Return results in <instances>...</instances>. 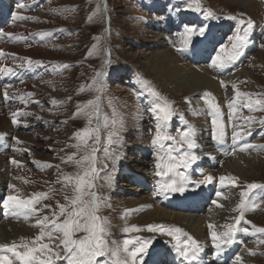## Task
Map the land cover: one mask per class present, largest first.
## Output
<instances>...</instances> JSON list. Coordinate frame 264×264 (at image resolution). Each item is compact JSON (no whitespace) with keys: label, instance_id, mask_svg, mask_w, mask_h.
<instances>
[{"label":"rangeland","instance_id":"374dc122","mask_svg":"<svg viewBox=\"0 0 264 264\" xmlns=\"http://www.w3.org/2000/svg\"><path fill=\"white\" fill-rule=\"evenodd\" d=\"M24 1L25 5H29L25 15L37 17L38 19L20 20L12 25L10 28L11 33L19 31L17 29H20L23 31V35L27 37V42L21 41L20 44H22L24 48L26 47L25 45L28 44L30 47H33L27 48L37 49L34 48L35 44L33 43L36 33L40 31H50L53 33L51 37L43 40V43L38 46V60L42 61L43 64L42 66H37L36 70L41 71L42 75L37 80L35 78L29 81L33 85V93L39 103H30L28 108H30V112L35 115L24 118L28 119L31 123H36L35 128H31L30 126L32 125L26 127L30 131L35 130L32 132L33 134H30V137L35 140V143L28 146V149L36 151L41 161L48 162L52 165H60L59 168L52 167L44 170H37V177H35V181L33 178L31 189L33 192L47 191L49 188L54 189V196L42 202L44 204H51L53 208H55L56 201L64 203L63 197L65 192L71 195L70 189H65V192H61V184L55 183V181L61 173H73L76 171L73 165L61 163V158L76 151V149L68 147L67 145L75 143L74 139H70L72 133L79 128H83L86 123L83 118L71 119V117L78 103H83L95 95V93L90 91L80 92L79 88L82 85L90 83L95 71L101 67L102 55H87L92 45L99 43L101 47L106 46L110 49L111 53V62L106 69L107 75L105 77L104 92L102 93L103 111L108 116H111L114 108L116 112L122 116L124 121L123 129L120 132L123 138L122 143L119 146L113 145L112 148L109 149L110 151L121 154V158L116 163L115 171L112 172V182L115 181V184H119L118 187H120V190H113L112 185L110 187L105 185L104 177L107 176L112 169V162L108 160L106 161L108 169L100 173V178L96 181V184L97 190L103 196L107 197V203L110 204V207L103 208L100 214L108 218L110 242L115 241L119 243L126 235L141 237L153 235L147 231L125 234L122 229L127 225L135 224L143 227L146 224L139 223V217L129 219L122 217L118 212L119 207L115 206V202L112 205L113 198L119 201L130 198L127 200L129 204L130 202L132 204L137 199L133 196L136 192L128 189L131 184H135L134 181L139 184L133 174H126L127 176H125L124 179L118 177V166L121 161L124 158L126 159L127 156L132 155V152L125 150L126 146L131 145L132 151L138 152L136 157V154L133 155L135 157L134 160H136L132 164L141 168V172H146L147 170L155 172L153 165V150L149 146L152 136L155 133V128L154 125L150 123V114L146 111L147 107L150 106V97L141 87L138 77L150 81L151 85L155 87L157 91L168 100L174 102V107L179 112L183 113L188 122L196 124L199 130L197 137L199 147L195 151L198 156L222 155L220 154V147L211 139V118L208 116L207 112L205 111L202 114L204 118L203 122L197 124V122H194L195 115L190 111L189 105L184 99L185 97H189L194 108L203 109L205 104L202 99V94L207 90L192 92L186 89L184 91L174 92L170 87H165L163 89L156 83L155 77L149 70L147 63L156 53L167 49L180 61L186 62L194 70H208L219 85L218 92L221 97V102H218L219 98L217 95L212 94L216 102L219 103L223 112L224 121L227 123L228 117L226 116L229 114V110L226 106V100L231 99L233 89H231V86L229 87L227 83L226 87H221V80L225 81L227 77L233 76L241 68H245L246 71L251 74L250 77H252V79L243 78L242 81H244V83H238L237 80H234L235 83H238L242 91L264 92V69L261 66L262 62H264V47H261V45H264V0H254V3H252L253 5L250 4L246 7L239 6L229 0H200L203 8L215 13L217 19L205 17L202 11L196 12L188 9L185 0H174L173 5L172 0ZM6 2H9V5H7L8 8L11 7V9H14L10 6V1L6 0ZM97 3H100L102 7H106L107 21H105L102 16H97L95 22H90L87 19L89 14L96 8ZM73 6L74 10L65 11L66 9H72ZM178 12L183 13L184 16L182 19L179 18L178 21H176V16L174 15ZM228 15H235L242 19L251 18L255 22V27L250 36L251 43L245 49L244 54L235 62L234 66L228 68L229 72L222 75V73L209 68L208 65L210 63L209 60H211V57L215 54L216 44H221L220 41L217 40L221 33L218 31L216 34L214 27H220L221 30H224L221 34L223 43L227 41V37L233 34L234 30L237 28L235 21L224 18ZM200 24L208 25L206 37L196 38L195 42L197 44L199 42L201 43L197 45L200 47L199 54L201 57L199 60L197 56L195 61L189 62L190 53L194 55V44L189 47L191 48L189 52H178L177 48L180 46L179 33L182 32L185 25ZM174 25L177 29H171ZM8 27L10 26H7L5 29ZM105 27H109L110 31L105 33ZM61 29L63 31H61ZM94 37H101L102 39L97 41ZM16 42L18 43V41H10L7 37L0 38V49L2 47H5L7 50L13 49L17 44ZM203 42L207 45L201 47ZM25 57L27 56L25 55ZM22 58H24L23 55L20 56V59ZM20 59L17 58V61H20ZM9 63L8 65L10 66L17 65L14 61H10ZM65 63L69 65L68 68L61 69L60 71L53 70L55 66ZM69 97H71V99H68ZM51 100H56L60 103L51 105ZM6 104L10 105L9 101L6 102ZM16 104L18 105L17 100ZM109 104H111V107H109ZM4 113L5 112H2V114ZM243 114L249 115L246 110ZM255 115L260 116L264 115V113H256ZM36 116H39L40 119L37 120ZM44 121H46V128H40ZM64 121H66V123H64ZM184 127V123L180 121L178 117H175L170 124L169 131L172 135H176L177 129H183ZM254 127L260 134L256 136L260 138L259 140L257 139L258 142H256V144H264V134H261L262 129L258 125ZM4 129L5 128L0 131ZM22 130L23 127L17 125L15 131L21 133ZM230 136L231 130L229 129V145L231 144ZM26 146L25 144V147ZM227 150L231 151L229 147ZM239 153L247 157L253 153L257 155L254 161L248 158L245 159V162H243V160L241 161V164L245 166V169L242 170V172L240 171L241 177L239 179L241 185L246 182L264 183V150L238 151L236 154ZM27 154L26 152V155ZM98 155L101 160L104 159L103 151L99 152ZM224 155L225 156H222V158L224 157L223 160L233 156ZM22 157L28 159L27 156H21L20 159ZM128 160L130 159L128 158ZM258 162H260V164ZM196 163L198 164L193 166H199L204 171L209 168L208 158L202 159L201 161L198 160ZM234 164H236V162ZM255 164L256 166L259 165L256 167ZM30 166L32 165H29V167ZM193 166L189 170V174L190 176H194V178H192L193 180H197L195 174L192 173ZM99 167H103V165L101 164ZM219 175L224 174L221 173ZM147 176L150 177V179ZM117 177L120 181L115 180L118 179ZM158 179L159 177L155 174L151 176L146 175L145 181L143 180L144 185H142V188H144V190L146 189V192L141 194H152L155 191V184ZM130 180L132 181L130 182ZM0 182L4 188H7L8 184L5 183V179H1ZM204 186H201L197 190V193L200 191L201 195L209 196L213 185ZM7 189H5V193H7ZM190 190L193 189L190 187ZM224 191L229 199L220 201L224 205L223 208L215 209V206L211 204V201L214 199L213 196L210 198V201L206 198V204H204L207 205L208 203V205L204 206L206 207L204 210H201L202 215H207L208 211L214 208L217 225H223L229 222V217L235 215V213L231 212V209L239 202L240 198L239 188L229 187ZM256 197L257 203H259L260 206L255 211L246 213V219L258 226H264V195L257 192ZM44 211L45 214L48 213L47 209ZM0 213H4L2 208H0ZM190 213L200 216V214L195 211H190ZM8 222L9 224L18 225V223ZM19 225H21V223H19ZM21 227L27 229V231H22V229L17 230L10 226L9 231L16 234L14 235L15 237L10 238L9 241H4V239L1 238L2 236H0V243L18 240L21 236L32 237L38 231V229L33 227ZM242 236L245 239V245L243 246L242 244L243 248L235 251V255L233 254L229 257V263L231 264L236 254L239 253L242 257L243 264H264V255L257 254L253 256L249 255L247 252L249 248H257L254 238L245 235ZM236 239L237 241L240 240L238 237ZM169 240L170 237L157 234V239L153 242L149 255L146 257V264L152 259H162L161 256L164 255L165 249L171 248L168 243ZM211 251L212 250H210V252ZM260 251H264V246H260ZM210 252L201 257L202 260L205 261V264L210 263L214 256L210 255ZM211 263L216 264L214 260H212Z\"/></svg>","mask_w":264,"mask_h":264},{"label":"snow or ice","instance_id":"6c2138e0","mask_svg":"<svg viewBox=\"0 0 264 264\" xmlns=\"http://www.w3.org/2000/svg\"><path fill=\"white\" fill-rule=\"evenodd\" d=\"M185 3L188 9L196 12L202 11L205 17L217 19L215 13L203 8L200 0H185ZM17 7L29 6L21 3ZM71 10H74V6L65 11ZM97 16H102L105 21L108 20L106 7H102L100 3H97L87 19L95 22ZM224 18L235 21L237 28L227 37L225 43L219 44L215 54L211 57L208 67L217 72H224L230 66H234L251 43L250 36L255 27V22L251 18L242 19L235 15H228ZM36 19L38 18L24 16L19 12L12 13L13 22ZM109 31V27L104 28L105 33ZM207 32L208 25L205 24L185 25L179 33L180 46L177 51L187 52L189 47L196 42V38L206 37ZM52 35L50 31L36 33L40 40H45ZM3 37H7L10 41L27 42L25 36L0 30V38ZM94 39L100 41L102 38L94 37ZM87 55H102L103 59L101 67L95 71L90 83L79 88L80 92L90 91L95 95L83 103H78L75 112L72 113L71 119L83 118L86 121L83 128L72 133L70 139H74L75 143L67 145L76 151L61 158V163L73 165L76 171L61 173L55 181L61 184V192L70 189L71 195L65 192L64 203L56 201L55 208H53L51 204L42 202L54 196V189L49 188L47 191L26 194L16 183L9 182L7 194L0 198V208H3L5 218L22 219L38 231L32 237L21 236L18 240L0 243V264H146V257L149 255L153 242L157 239V234L170 237L168 243L180 259V264H201L200 257L204 252V246L182 227L176 225L164 223H149L143 227L135 224L127 225L122 229L125 234L147 231L153 235L148 237L126 235L119 243L110 242L108 218L100 214L101 210L110 207V204L107 203V197L97 190L96 181L100 178V173L108 169L106 161L111 160L112 169L104 177L105 185L111 186L112 172L115 171L121 154L109 149L113 145L119 146L122 143L123 138L120 132L124 121L114 108L111 116L103 111L102 93L107 75L106 69L111 62L110 49L106 46L101 47L99 43L93 44ZM8 56L16 59L15 54L6 53L0 49V57ZM42 64L40 60L24 57L15 66L0 64V75L18 77L19 69L31 70ZM68 67L69 65L65 63L55 66L53 70L60 71ZM138 81L150 97V106L146 111L150 114V123L155 128L149 145L153 150L155 175L159 177L156 181L154 195L164 198L174 194L183 195L189 191L190 187L195 190L201 186L216 183V178L211 174L203 175L200 180H193L189 174L192 166L201 159L195 151L199 147L198 128L188 122L183 113L174 107V102L157 91L150 81L140 77ZM238 83H244V81ZM238 83H232L233 95L231 99L226 100L229 110L227 123L224 121L219 103L216 102L211 92L205 91L202 94L205 104L203 109L194 108L190 98H184L194 115L207 112L211 118V139L223 148L226 155H235L238 151L264 150V144H254L249 141L256 131L254 127L256 125L260 126L261 134H264V115H255L264 113V92L242 91ZM220 84L221 87H226L225 81L221 80ZM10 87L6 85L3 88L5 102L19 100L24 105L39 103V101L32 100L34 93H10ZM52 103L60 102L52 100ZM245 110L249 115L243 114ZM32 115L35 114L17 109L10 113L11 122L16 126L22 123L20 117ZM175 117H178L185 127L177 129L176 135H172L169 128ZM36 119L39 120L40 117L36 116ZM229 129L231 130L230 145L228 144ZM4 138L5 133H0V140ZM12 139L15 141L14 152H27L31 155L27 148L16 146L22 143L19 138L12 137ZM228 147L231 151L227 150ZM101 151L104 152L103 160L98 155ZM9 162L17 169L26 167L22 161L15 158H10ZM32 163L40 166L42 170L60 167V165H52L43 161L33 160ZM101 164L103 167H99ZM13 179L25 185L33 183L29 177L23 175L15 176ZM229 187L240 189L239 202L231 209L235 215L229 217V222L219 226L212 222L207 224L208 236L213 248L217 255H220L237 243V234L243 233L245 236L253 237L257 246L256 249H247L248 254L264 255V251H260V246H264V226H258L246 219V213L255 211L260 206L257 203L256 194L259 192L264 195V183L246 182L241 185L239 177L232 174L221 175L218 178L216 198L211 201V204L217 208H223L224 205L220 201L229 199L224 191ZM141 207H150V205ZM45 209L48 210L47 214H45ZM131 211L137 210H127L126 214ZM233 264H243L239 253L234 257Z\"/></svg>","mask_w":264,"mask_h":264},{"label":"bare ground","instance_id":"6f19581e","mask_svg":"<svg viewBox=\"0 0 264 264\" xmlns=\"http://www.w3.org/2000/svg\"><path fill=\"white\" fill-rule=\"evenodd\" d=\"M7 1H10V3H11L10 6H12L14 9H11V7L8 8L7 5H9L8 4L9 2H6V0H0V12H3L5 15L12 14L13 12H19L21 15L26 16L25 13L27 11V7H25V8H18L17 7L18 4H21V3L25 4L24 0H7ZM229 1L235 3L239 6H242V7H246V6L254 3V0H229ZM173 2H174V0H172V5H173ZM174 16H176L175 17L176 21H178V19L179 18L182 19V17L184 15H183V13L178 12ZM12 22L13 21H12V17H11V21L9 23L10 27L5 29L8 26L7 25L6 27H4L2 29V31L5 33L11 32L10 28L12 27L13 24L16 23V21L13 23ZM174 28L177 29L175 25L171 29H174ZM17 30H19V31L14 32V34L24 36L22 30H20V29H17ZM30 39H31V37H30ZM20 42L21 41H18V43L16 42L17 44L13 47V49H10V50H7L5 47L1 48L6 53L15 54L16 59H13L12 56H8V57H5L3 60H1L0 64L3 63V64L8 65V63L10 61H14L16 64H19L21 61L20 56H22V55L24 57L26 55L27 57H30L33 60H38V49H39L38 46L43 43V40H40L37 36L34 37V40H33V43L35 44L34 48H37V49H30L33 46L30 47V45H28V44H26L25 45L26 47L24 48L23 45L20 44ZM204 43L205 42L202 43L201 47H203V45H205V46L207 45L206 43L205 44ZM27 47H30V48H27ZM193 51H194V55H193V53H190L189 62L195 61L197 56H198V59L200 60V57H201V55L199 54L200 47L194 48ZM21 53H23V54H21ZM17 58L20 59V61L19 60L17 61ZM9 64H11V63H9ZM147 64H148L149 70L153 73V75L155 77L154 79L156 80V83L159 84L163 89L165 87H170L174 92H180V91H184L186 89H188L192 92H195V91H199V90L202 91V90L206 89L208 92H211V93L217 95L219 98L218 102L219 103L221 102L220 101L221 97L219 96V92H218L219 85L215 81V79L211 75V73L206 69H200L198 71L194 70L186 62L180 61L170 50L165 49L163 51H159L158 53H156L154 55V57L150 61H148ZM8 66H10V65H8ZM261 66L264 69V62H262ZM36 68L28 70L30 72L35 71L36 74L34 76L30 77V76L25 75V74H22V75L19 74V76L12 82V84H7V85L11 86L9 88V92L10 93H13V92H20V93L32 92L33 93V85L29 81H32L35 78L37 80L42 75L41 71H39V70L36 71ZM244 69L245 68H241L236 74H234L233 76L227 77V79H225V82L227 83V85H229V87L231 86V89H232V83H235L236 80L238 82H242L243 78L252 79V77H250L251 74L248 71H246V69L245 70ZM21 81H23V82H21ZM238 87L240 88L239 85H238ZM3 88H4V86H0V130L3 128H5V129L3 131H0V133H5V138L3 140L5 142H7V144L11 148L9 147L10 150L7 151V147L5 145L0 147V148H3V150H4L2 153H0V180L5 179L6 184H8L9 182L16 183L27 194V193L33 192V190L31 189L32 183L25 185V184H22L18 180H14L13 178L15 176L23 175V176L29 177L31 180H33V178H34V181H35V177H37L36 171L41 170L40 166H37L36 164L32 163L33 160L41 161V159L36 154V151L28 149V146L33 145L35 143V140L30 137V134L32 132H34L35 130L30 131L26 127L29 125H32L30 127L35 128L36 123H31L28 119H24L27 117V116H24V117L20 118L22 123L19 124L20 127H23L22 132L20 133V132L15 131V129L17 128V125L13 127L11 120H8V115L11 112L16 111L17 109H23L26 112H30L31 109L28 108L30 103L27 105H24V104H21L19 100H17L18 105L16 104V101H13L12 104L10 102V105H7L5 100H4V97H3ZM32 100L37 101V99L35 98V95L32 97ZM51 105H53V103ZM2 112H5V113L2 114ZM226 117H228V115ZM194 118H195L194 122H197V124L202 123L204 120L202 115H195ZM25 124L27 126H25ZM194 125L196 126V124H194ZM44 127L46 128V121L42 122L40 128H44ZM256 132H257V130L255 131V133L252 136L254 138V139L252 138L253 141L252 140H251L252 142L250 141L251 143H254V144H256V142H258V140L260 139L259 137H256V136L260 135L258 132L257 133ZM12 137H17V138H19L20 141H22V143L20 145H16V146L20 147V148H27L29 150V152L31 153L30 157H29V154L26 155V152H14L13 151V146L15 145V141L12 139ZM25 144L27 145L26 147H25ZM127 147H128V149H127ZM221 149H223V148H221ZM125 150H129L130 152H132V155L127 156L126 159L124 158L121 161L120 165L118 166V177H120L121 179L122 178L124 179V177L127 176L126 174L132 173L133 176L138 180L139 184H137L134 181L135 184H131L130 187L128 188L129 190L136 192V194H133V196L136 197L137 199L132 204H131V202H130V204L127 202V200L130 198H127L126 200L123 199L121 201H119L115 198H113V200L111 199L112 205L115 202V206L119 207L118 212L120 213V215L122 217L128 218V219L139 217V223H141V224L164 223V224H169V225L174 224V225H177L179 227H182L190 235H192L194 238H196L198 241H200L201 244L204 246V252L201 255V257L204 256L206 253H208L211 249L213 250L212 242L208 236L207 224L209 222L216 224V218L214 215V211H215V209H217V207H215V209L214 208L210 209L208 211L207 215H202L201 210H204L206 208L204 206L208 205V203H207V205H205L206 204L205 203L206 201H204L205 196H203L201 194H197V196L194 198L195 199L194 201H188V202L185 201L186 203L183 202L182 204L181 203L177 204L169 198L172 196H177V197L190 196L195 191V190H190V188H189V191L186 192V194H183V195L174 194V195L169 196L167 198L155 196L154 195L155 191L153 193L151 192L152 194H149V195L141 194L143 192H146V189L144 190V188H142V185H144L143 180L145 181L146 175L151 176L152 174L154 175L155 172L149 171V170H147L146 172L145 171L141 172V168H138L135 164H132L136 160V159L134 160V158L137 156L138 152L136 153L135 151H132L131 145L126 146ZM241 154L240 153L235 154L231 158H228L226 160L225 159L223 160L222 155H218V154H214L211 156H202L199 161H201L202 159L208 158L209 168L204 171L199 166H197V167L193 168L192 173L195 174V177L197 178V180L202 179L203 175L211 174L213 177L216 178L217 184H218V178H219V176H221L219 174H221V173H223L224 175L232 174V175L240 178L241 177L240 171L242 172V170L245 169V166H243L241 164V161L243 160V162H245L246 158L251 159V161L252 160L254 161L257 157L256 154L254 155V153L248 157L246 155L243 156ZM133 155H135V157ZM21 156H25V157L27 156L28 159H26L24 157H22L20 159ZM10 158H15L17 160L22 161L26 165V167L22 168V169H17L15 166H13L9 162ZM128 158L130 160H128ZM235 162H236V164H234ZM258 163L260 164V162H258ZM196 164H198V163H196ZM29 165H32V166L29 167ZM255 166H256V164H255ZM8 172L10 173V175ZM148 178L150 179V177H148ZM191 178H194V176H191ZM8 179H9V181H8ZM115 180L120 181L119 178L115 179ZM131 181L132 180H130V182ZM118 183H120V182H118ZM111 185L113 186L112 187L113 190H120L119 189L120 187H118L119 184H115V181H113L111 183ZM5 189H7V188H4L0 182V194H2V196H3V194L4 195L7 194V193H5V191H6ZM213 196L215 199L216 198L215 195H213ZM145 205H150V207H144V208L141 207V206H145ZM127 210H137V211H131V212H128L126 214ZM190 211L198 212L200 214V216H196V215L190 213ZM8 221H11L10 223H18V225L17 224H9ZM0 222H1L0 223V236H2L1 238H3L4 241H9L10 238L15 237L14 235H16V234L12 233L11 231H9L10 226L12 228L17 229V230L22 229V231H27V229H25L21 226L30 227L29 223H26L22 219L18 220V219L11 218V217L5 218V214L2 215V213H0ZM19 223H21V225H19ZM226 251L230 253V256H232L235 252L234 248L230 249L229 251H228V249H226ZM224 254L225 253H222L220 255H214L213 258L211 259V262H212V260H215L216 264H223V263L224 264H230L229 263V260H230L229 257L230 256H225ZM161 257H162V259H158V258L154 259L150 264H154L155 262L161 264L162 261H164V258L173 260V257H168L165 254L162 255ZM200 261H201V264H205L204 263L205 261H203L202 258L200 259ZM211 262L206 263V264H212ZM213 264H215V263H213ZM231 264H233V262Z\"/></svg>","mask_w":264,"mask_h":264}]
</instances>
